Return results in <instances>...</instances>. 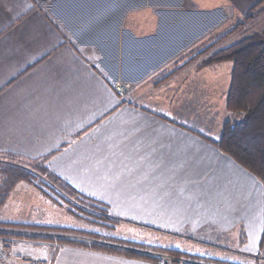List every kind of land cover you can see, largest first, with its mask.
Segmentation results:
<instances>
[{
    "label": "crops",
    "instance_id": "0c3cea01",
    "mask_svg": "<svg viewBox=\"0 0 264 264\" xmlns=\"http://www.w3.org/2000/svg\"><path fill=\"white\" fill-rule=\"evenodd\" d=\"M256 1L0 0V153L42 160L48 172L119 220L105 228L40 194L53 204L52 218L2 222L94 236L71 233L75 243L57 245L15 239L8 249L14 264H27L23 254L51 264H156L126 255L121 249H141L113 238L227 261L264 251L263 183L211 141L231 119L223 94L229 84L219 97L230 115L203 132L178 119L184 116L175 103L178 86L169 108L157 105L159 90L178 74L146 86L153 73L175 66L180 53L199 48ZM118 80L133 83L127 96L115 91Z\"/></svg>",
    "mask_w": 264,
    "mask_h": 264
},
{
    "label": "trees",
    "instance_id": "16d2710c",
    "mask_svg": "<svg viewBox=\"0 0 264 264\" xmlns=\"http://www.w3.org/2000/svg\"><path fill=\"white\" fill-rule=\"evenodd\" d=\"M261 1L262 0H259L257 4ZM255 15L256 12L254 10L246 12L244 18L232 27L231 30L210 37L202 43V48L198 52L190 50L187 53H180L175 59L174 69L161 72L154 80L153 84L155 86L163 84L178 71L196 62V60L203 55H205V57L197 65L196 69H201L224 61L232 62L230 83L224 93V107L227 111L238 113L239 116L234 119L225 120L222 123L220 137L217 140H210L215 142L223 153L232 157L237 163L258 177L262 181L264 187V31L261 33L254 32L244 35L235 43L210 52L215 45L229 36L234 30L243 28L244 24L251 21ZM30 168L39 172L47 181L33 174L31 170L25 166L0 160V204L6 200L9 192L17 182L24 181L33 186L43 197L53 204L64 208L70 215L91 223L95 222L87 219L85 215L97 217L104 221L119 222V220L111 219L106 215L99 203L79 195L73 187L61 181L54 174L48 172L43 166L42 160L31 163ZM61 193L66 194L72 199L62 196ZM96 212H98V214ZM0 225L23 226L38 230L94 236V234L88 232L59 226L14 223H0ZM101 225L110 227L104 223H101ZM95 236L97 238H107L102 235ZM33 239L49 240L48 238L40 236L33 237ZM113 240L118 244L168 253L176 257H187L197 261H203L207 264H245L239 261H227L207 256L191 255L183 253L178 249H167L122 238H113ZM56 241L58 244L75 243L74 240L62 238ZM262 242L264 245V221ZM90 246L105 252L121 253L124 251L128 256L155 261L154 257L133 250L121 249V251L116 247L112 248L105 244H91ZM255 258L256 262H258V255H256Z\"/></svg>",
    "mask_w": 264,
    "mask_h": 264
},
{
    "label": "rangeland",
    "instance_id": "374dc122",
    "mask_svg": "<svg viewBox=\"0 0 264 264\" xmlns=\"http://www.w3.org/2000/svg\"><path fill=\"white\" fill-rule=\"evenodd\" d=\"M216 1L218 2L219 0H216ZM258 2L259 0H257L254 3V5L248 10V11L254 10L256 12V15L254 16V18L251 21L246 22L243 28L239 30H234L229 36L221 40L217 45H215L212 48L210 52H213L216 49L231 45L244 35H248L254 32L261 33L264 31V0H262L259 4H257ZM235 14L236 15L231 17L230 21L223 22L220 28L217 29V31H214L212 35L215 36L219 33H223L224 31L231 30L232 27H234L239 21H241L244 18L246 12L241 16H238L237 12ZM205 41H202V43H204ZM202 43L199 45L200 47L195 50V52H198L199 50H201ZM187 52L188 51H185L184 53H187ZM204 57L205 55L199 57L196 60V62L178 71L176 73L178 75H176L174 80L168 82L165 86H163V88L159 90L158 92L159 102L157 103L158 107H160L161 109L169 108L168 98L171 93V88L178 86L179 88L178 91L180 93V96L177 100H175V103H177L179 107L183 108L184 116L179 114L177 115V117L178 119L182 120L184 124H187L193 128H196L197 130L201 132H203L205 130V127L209 125L215 126L214 125L215 121H218L219 123L221 122L220 119L225 118V116H228L231 113H232L231 119L237 118L239 116V115L236 116L237 113H233V112H230V114L225 113L224 115L223 111H221V99H220L221 97H219V94L223 90H225L226 86L230 82V70L232 67V62L224 61V62L212 64L203 69L202 68L196 69L197 65L200 63V61ZM174 67L175 66L167 65V67H165L164 69H160V71H158L157 73H153L147 79L146 82L148 85L146 86H149V87L155 86L153 82L159 76V74L163 71H170L174 69ZM131 85L132 86L130 90L133 88V83H131ZM156 86H160V85H156ZM130 90L124 96H127ZM209 91H210V94H208ZM170 102L172 103L173 101L171 100ZM186 113L191 114V115L186 116ZM226 118L229 119L230 117L229 118L226 117ZM0 160L3 162H12L18 165L22 163L24 164L30 163L28 164L29 166L28 165H24V166L25 167L28 166V168L31 170L33 174L47 181V179L44 176L40 175L39 172L30 168L31 163H34L35 161L33 162V161H29L28 159H21V157H16L15 155H11V154L6 155L2 153H0ZM27 187H29V189ZM24 189H27L28 193H25ZM61 194L62 196L68 199H72L64 193H61ZM44 199L45 198H43L40 195V193H38V191L35 190L33 186L27 185V183L24 181L17 182V184L13 187V190L11 191V193L7 196L6 200L2 204H0V223H5L2 221H6V220L16 222L19 219L29 217V216H33V217L40 216L42 219L44 218L49 219L48 216L52 218L53 216L48 210L50 209L49 207H53V204L50 202H47V204H44L46 203L44 202L45 201ZM96 213L98 214V212ZM85 217L89 220L94 221L96 224L100 223L99 225H101V223L106 224L105 222H112L109 220L104 221V220L98 219L97 217H93V216L85 215ZM17 227L30 228V227H23V226H17ZM110 227H105V228H110ZM10 236H13V235H10ZM48 239L49 240H46V241H52L54 244L56 245L58 244L57 241L54 240L53 238L49 237ZM12 247L13 245L11 246V248ZM24 255H29V254H23L22 256ZM258 257H259L257 259L258 262H256L255 260L256 258H252V259L245 261L244 263L245 264H264V251L263 250H262V253L258 254Z\"/></svg>",
    "mask_w": 264,
    "mask_h": 264
},
{
    "label": "built area",
    "instance_id": "2783aa9c",
    "mask_svg": "<svg viewBox=\"0 0 264 264\" xmlns=\"http://www.w3.org/2000/svg\"><path fill=\"white\" fill-rule=\"evenodd\" d=\"M131 83L128 81H115L113 83V87L117 93L120 95H125L131 88ZM13 235V236H10ZM15 236V237H14ZM45 237V238H53L57 239H70L73 240L78 238L77 236L69 233L57 232V231H48V230H38L32 228H22L11 225H0V264H13L11 261L10 253L8 249L13 245L14 238L15 239H25V240H36L33 237ZM24 237V238H23ZM44 241V240H41ZM46 241V240H45ZM137 252H141L146 255H150L155 258L156 264H174L175 262L179 263H188V264H198L197 262L179 258L173 256L168 253L156 252L147 249L136 250ZM27 264H51V260H41L37 259L31 255H24L21 257Z\"/></svg>",
    "mask_w": 264,
    "mask_h": 264
}]
</instances>
